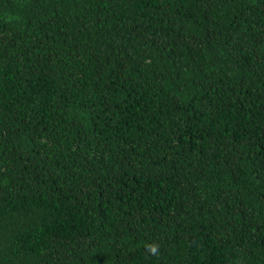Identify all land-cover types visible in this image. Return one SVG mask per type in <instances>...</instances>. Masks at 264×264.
I'll return each instance as SVG.
<instances>
[{
	"label": "trees",
	"instance_id": "trees-1",
	"mask_svg": "<svg viewBox=\"0 0 264 264\" xmlns=\"http://www.w3.org/2000/svg\"><path fill=\"white\" fill-rule=\"evenodd\" d=\"M0 264H264V0H0Z\"/></svg>",
	"mask_w": 264,
	"mask_h": 264
},
{
	"label": "clouds",
	"instance_id": "clouds-1",
	"mask_svg": "<svg viewBox=\"0 0 264 264\" xmlns=\"http://www.w3.org/2000/svg\"><path fill=\"white\" fill-rule=\"evenodd\" d=\"M151 251L155 252L156 251V248L155 247H152L151 248Z\"/></svg>",
	"mask_w": 264,
	"mask_h": 264
}]
</instances>
